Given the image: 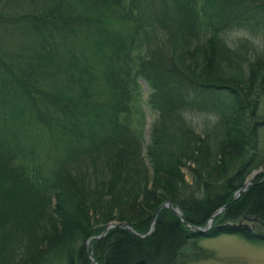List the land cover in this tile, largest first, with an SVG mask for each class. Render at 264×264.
Returning a JSON list of instances; mask_svg holds the SVG:
<instances>
[{
	"label": "trees",
	"instance_id": "1",
	"mask_svg": "<svg viewBox=\"0 0 264 264\" xmlns=\"http://www.w3.org/2000/svg\"><path fill=\"white\" fill-rule=\"evenodd\" d=\"M263 97L264 0H0V264H191L222 235L264 246Z\"/></svg>",
	"mask_w": 264,
	"mask_h": 264
},
{
	"label": "rangeland",
	"instance_id": "2",
	"mask_svg": "<svg viewBox=\"0 0 264 264\" xmlns=\"http://www.w3.org/2000/svg\"><path fill=\"white\" fill-rule=\"evenodd\" d=\"M242 34H244L243 31L230 32L228 34V40H235L241 37ZM245 36L252 38L249 33H245ZM139 84L140 98L138 101V109L137 111L135 110L133 119L134 123H136L138 120L141 121L140 126L143 132L144 143L146 144L149 141L151 125L157 115L147 106V97L149 94L148 87L141 80L139 81ZM260 114L264 115V97L262 98L260 104ZM205 117L206 115L203 116L200 113L188 114V119L197 127H201L203 121L206 120ZM261 135L260 148L264 150V128L261 130ZM184 171L186 173V178L190 180L188 170L184 169ZM259 172H263L262 167L253 171L246 178L245 182H247L248 178H251L254 173L260 174ZM249 186L250 185H248V187ZM247 222L244 223L251 227L256 221ZM199 245L210 254V257L206 260L196 261L191 264H264V246L257 243L248 242L244 238L237 235H222L214 239H202L199 242Z\"/></svg>",
	"mask_w": 264,
	"mask_h": 264
},
{
	"label": "water",
	"instance_id": "3",
	"mask_svg": "<svg viewBox=\"0 0 264 264\" xmlns=\"http://www.w3.org/2000/svg\"><path fill=\"white\" fill-rule=\"evenodd\" d=\"M259 173H260V172H259ZM257 174H258V173H254V174H253V176L251 177V181H250L249 183H246V182L244 183L243 187H242V188L236 193L235 198H237L238 196H240V194L243 193V192L247 189L248 185H250V184L252 183V181L254 180V178H255V176H256ZM165 206L168 207V208H170V209H171L176 215L181 216L180 212H179L177 209H174L169 203H167ZM224 208H225V207L221 208V209L216 213V215L219 214V213H221V212L224 210ZM211 221H212V219L210 220V222H211ZM247 221H248V222H250V221H257V219H256V218H254V219H250V218H248V217H243V218L238 222L237 225H233V226H234V227H242V228L246 229L247 231H251L253 227H250L248 224L244 223V222H247ZM248 222H247V223H248ZM118 227H120L119 224H117V223H110V224L105 228V230L103 231V233L99 236V238H103V237L107 234V232H108L109 230L114 229V228H118ZM192 229H193V230H198V228H192ZM128 230L131 231L133 234H135V235L141 237V238H143V237L146 236V234H143V235H139V234H137V233L134 232L131 228H128ZM202 231L205 232V230H202Z\"/></svg>",
	"mask_w": 264,
	"mask_h": 264
},
{
	"label": "bare ground",
	"instance_id": "4",
	"mask_svg": "<svg viewBox=\"0 0 264 264\" xmlns=\"http://www.w3.org/2000/svg\"><path fill=\"white\" fill-rule=\"evenodd\" d=\"M251 181V178H248L247 182L246 183H249Z\"/></svg>",
	"mask_w": 264,
	"mask_h": 264
}]
</instances>
